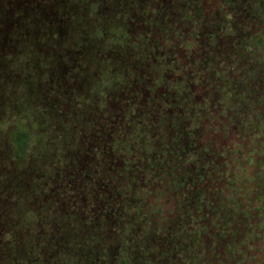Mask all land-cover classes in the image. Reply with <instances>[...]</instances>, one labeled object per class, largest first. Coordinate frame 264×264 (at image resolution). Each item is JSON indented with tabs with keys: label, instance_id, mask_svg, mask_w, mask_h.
Returning <instances> with one entry per match:
<instances>
[{
	"label": "rangeland",
	"instance_id": "1",
	"mask_svg": "<svg viewBox=\"0 0 264 264\" xmlns=\"http://www.w3.org/2000/svg\"><path fill=\"white\" fill-rule=\"evenodd\" d=\"M188 37L213 55L179 54ZM205 81L252 134L204 135L247 145L238 176L264 187V0H0V264H192L206 229L187 212L150 216L164 192L151 198L141 172L161 162L179 186L168 133L196 131ZM225 203L229 230L249 207ZM261 204L241 245L264 242Z\"/></svg>",
	"mask_w": 264,
	"mask_h": 264
},
{
	"label": "trees",
	"instance_id": "2",
	"mask_svg": "<svg viewBox=\"0 0 264 264\" xmlns=\"http://www.w3.org/2000/svg\"><path fill=\"white\" fill-rule=\"evenodd\" d=\"M255 23H257V27L262 26L257 20ZM188 24L189 22H178L176 26H182L183 29H187ZM201 38L203 39L202 43ZM207 42L204 37L197 39L188 37L181 49L177 48V50H179V54L181 55L192 51L193 54L197 52L199 56H212L213 53H209V51H214V48L208 46ZM240 64L242 65L243 63L240 62ZM186 72L189 73L188 71ZM207 84L205 81L203 85L197 84L194 87V90L198 92L195 93V99L198 101V104L203 101V98L208 99L209 102L208 111L197 118L196 131L192 132L187 122L173 125L169 129L168 155L172 157L177 153L180 160H185V166H183L184 175L181 181H178L179 186L174 189L171 188L170 185L173 183L172 178L176 175L170 167L168 168L161 162L154 163L151 166L143 165L142 167L143 171L141 173L144 174L142 177L149 176V179L147 183L141 182L152 192L150 197H155L158 190L164 192L160 200L162 206L159 203L157 204V208L152 206L154 207H151L154 212L150 216L153 215L156 219L158 215L163 216L172 212L169 215L175 218L177 214L187 212L189 215L197 218L198 224L204 226L206 231L201 238L199 253L195 260H192V264L232 263L233 254L237 255L239 259L242 258L243 264H264V242H253L250 246H247L241 245L239 239L241 233L247 228L245 224L258 221L261 211L259 204L262 206L261 203H264V187L259 185V180L257 181L254 178V180L247 182L246 186L243 187L241 183L243 174L238 176L239 166L243 167L241 155L245 151L247 152V145L244 151L238 153L240 148L234 149L237 142L233 143L230 136L223 138L224 140L229 139V143L223 144L221 147H215L217 140L204 135L213 125L218 126L215 131H223L224 136L226 130L229 131L233 126L243 131L244 135L247 133L252 134L251 128L248 127L246 130L240 129L239 123L231 120L233 109L226 108L222 103L215 102V99L207 96L208 92L205 89ZM141 89L147 97H151L154 94L146 89L145 86H142ZM160 90L157 89L156 92ZM222 109L224 111H231L229 118L222 115ZM233 129L236 130L235 128ZM236 134H238L237 136L240 135V133ZM240 138L242 139L243 137ZM254 155L256 156V153ZM258 158L256 156L253 163H250L248 160L247 164H254L253 168H255ZM228 160L232 162L229 163ZM244 166L246 167L247 165L245 164ZM236 175L237 182L239 180L240 182L236 183L237 189H233L230 186L233 185L234 176ZM209 180H212L214 187L212 186L211 188ZM217 181L221 182L223 186L217 187ZM227 197L233 201V205L248 206L249 210L246 215L239 214L231 228L224 230L220 227V224L225 207H227L225 203V198ZM177 200L180 204L177 203ZM135 201L139 206L141 203L139 198L135 197ZM171 201L172 203L168 207ZM100 204L99 207H101ZM262 210L264 211V208ZM241 255L243 257H240ZM189 262L184 260L179 262V264H189Z\"/></svg>",
	"mask_w": 264,
	"mask_h": 264
}]
</instances>
